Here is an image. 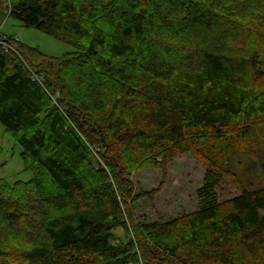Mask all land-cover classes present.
<instances>
[{
    "label": "trees",
    "instance_id": "trees-1",
    "mask_svg": "<svg viewBox=\"0 0 264 264\" xmlns=\"http://www.w3.org/2000/svg\"><path fill=\"white\" fill-rule=\"evenodd\" d=\"M11 17L74 51L0 47V124L34 172L0 181V264H264V187L225 165L264 126V0H14ZM185 154L207 167L198 210L138 223L133 173Z\"/></svg>",
    "mask_w": 264,
    "mask_h": 264
},
{
    "label": "rangeland",
    "instance_id": "rangeland-1",
    "mask_svg": "<svg viewBox=\"0 0 264 264\" xmlns=\"http://www.w3.org/2000/svg\"><path fill=\"white\" fill-rule=\"evenodd\" d=\"M0 0V10H1ZM8 36L17 35L20 42L38 49L51 58H60L74 51L63 41L48 36L36 29L27 28L11 17L4 26ZM264 81L257 87H263ZM256 151L243 150L237 141L227 153L225 165L236 175L238 181L249 189L264 187V126L255 129ZM0 181L13 185L18 181L28 182L34 178L32 170H26L22 160V148L6 133L0 124ZM207 167L192 155L176 158L164 171L147 168L136 170L131 178L134 196L140 197L132 204L133 213L140 224L168 222L180 216L196 212L199 208L197 192L203 187ZM219 202H225L240 195L233 179L223 180L217 188ZM117 236L122 235L117 231Z\"/></svg>",
    "mask_w": 264,
    "mask_h": 264
},
{
    "label": "built area",
    "instance_id": "built-area-1",
    "mask_svg": "<svg viewBox=\"0 0 264 264\" xmlns=\"http://www.w3.org/2000/svg\"><path fill=\"white\" fill-rule=\"evenodd\" d=\"M0 10V47L5 52L18 54L14 43L19 42L18 36H8L4 33V26L12 15L14 0H2ZM34 80L42 82L39 76L33 75Z\"/></svg>",
    "mask_w": 264,
    "mask_h": 264
},
{
    "label": "bare ground",
    "instance_id": "bare-ground-1",
    "mask_svg": "<svg viewBox=\"0 0 264 264\" xmlns=\"http://www.w3.org/2000/svg\"><path fill=\"white\" fill-rule=\"evenodd\" d=\"M14 36H17V35H14ZM19 42H20V39H19Z\"/></svg>",
    "mask_w": 264,
    "mask_h": 264
}]
</instances>
